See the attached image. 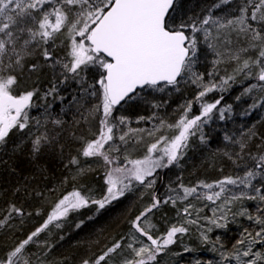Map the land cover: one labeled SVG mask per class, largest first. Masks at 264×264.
<instances>
[{"label": "snow or ice", "instance_id": "obj_1", "mask_svg": "<svg viewBox=\"0 0 264 264\" xmlns=\"http://www.w3.org/2000/svg\"><path fill=\"white\" fill-rule=\"evenodd\" d=\"M232 3L215 0L197 15L185 10L183 0H0V148L14 131L23 133L30 128L33 108L43 107L47 114L49 97L63 101L60 87L75 83L80 93L73 101L78 111L82 109L76 123L85 127L81 135L71 134L79 147L65 167L74 169L70 178L78 181L92 171L82 165V158L103 161L106 186L100 198L83 186L63 194L44 222L0 257V264H53L45 259L50 247L42 255L28 251L30 244L42 245L36 238L50 225L59 228L70 212L92 205L98 214L138 186L154 189L160 171L181 166L191 137L199 133V140L206 144L203 127L214 118H228L232 105L222 103L223 94L239 80L250 83L237 100L259 94V102L253 99L245 115L264 107V0H239L234 8L217 11ZM201 44L213 57L207 79L196 70ZM58 50L62 54L58 55ZM45 68L52 74L46 90L24 87L34 74L39 79ZM181 83L197 91L180 105L175 121L161 119L147 132L154 137L166 126L173 134L155 137L142 157H131L129 145L141 143L143 136L135 134L144 130L128 127L127 117L119 110L143 99L145 90L179 92ZM213 92L219 95L206 99ZM194 106L199 110L191 114ZM34 123L38 131L40 127L45 131L30 133L33 158L45 147H58L62 154L64 145L59 143L58 133L46 129L47 120L42 124L36 118ZM51 123L59 127L63 121L53 118ZM224 140L232 150L222 155L238 171L211 183L201 180L194 185H169L163 198L153 192L151 203L130 221L129 234L105 244L99 255L82 259L81 264H157V257L178 236L189 233L191 226L196 227L200 242L219 254V264H264V132L252 126L238 137L225 135ZM20 147L16 145L15 150ZM20 192L25 197L31 195L24 186L15 189V193ZM205 201L214 205L212 215L201 217L209 206ZM244 201L253 202L255 211ZM196 202H200L199 207ZM178 203L183 207H177ZM164 204L177 208L178 219L165 234L154 236L156 226L149 214ZM28 215L31 213L23 203L10 202L0 209V229L11 227L17 217L22 223ZM238 217L248 220L250 227H244L232 248L225 249L219 237L214 240L209 234L214 229H227ZM185 251L191 249L186 247Z\"/></svg>", "mask_w": 264, "mask_h": 264}, {"label": "trees", "instance_id": "obj_2", "mask_svg": "<svg viewBox=\"0 0 264 264\" xmlns=\"http://www.w3.org/2000/svg\"><path fill=\"white\" fill-rule=\"evenodd\" d=\"M183 3L189 14L198 15L212 6L215 0H183ZM239 87L241 90L242 86ZM233 93V95L236 94V92ZM258 95L253 98L257 99V102H259ZM253 99H249V103H244L241 111L237 110L236 116L244 120L241 124H245L247 129L255 126L258 131L264 132V107H257L250 115H245ZM169 104L178 105L179 99H170ZM193 111L192 113L195 114L198 109L194 107ZM75 127L74 122L67 123L55 133H58L59 143L64 145L62 154L58 147H45L33 158L30 141L23 144L9 142L0 148V209L5 208L10 202L23 203L26 210L31 213L23 219L22 223L17 217L11 227L0 229V256H3L11 247L26 238L31 231L44 222L49 214L48 203L53 197V190L64 192L67 190L66 184L74 185L70 178V170L65 165L70 155L77 154V149L71 146L72 129ZM67 130L68 133H66ZM225 135L231 136L226 128L219 127L215 136L207 140L206 144L201 143L191 150L188 157L182 161L181 173L177 175L183 184L194 185L201 180L211 183L222 178L224 174L228 175L227 173L231 170L238 171L222 155L226 151L222 147ZM16 145H21L19 150H15ZM221 167L223 173L220 171ZM158 175L154 189L145 190L143 186H138L107 205L98 214L96 206L92 205L82 211L80 218L72 217L71 221L58 231L51 229L53 226H49L47 231L45 230L36 238L43 242L42 245L30 244L28 251L35 255H42L50 247L45 258L53 264H81L82 259L89 257L94 259L105 244L129 234L130 221L151 203L153 192L163 198L168 186L177 178L175 172H171V168L160 171ZM66 177L69 179L64 183ZM104 180V173L98 171V174L90 173L89 176H85L80 185L85 188L84 190L91 189L92 193L98 194L97 198H100L104 195L106 188ZM21 186L27 188L31 195L25 197L23 192L15 193V189ZM36 192L42 195L37 196ZM169 206L172 205L164 204L159 209L153 210L154 217L158 219V225L165 231L172 225L173 214H169ZM252 208L255 211V205ZM37 211L39 215L36 214ZM78 218L80 220L77 221ZM77 225H81L79 229H76ZM245 225L248 224L242 221L231 227L229 232L223 236L222 241L226 242V246L235 243L241 234L239 231H242Z\"/></svg>", "mask_w": 264, "mask_h": 264}, {"label": "rangeland", "instance_id": "obj_3", "mask_svg": "<svg viewBox=\"0 0 264 264\" xmlns=\"http://www.w3.org/2000/svg\"><path fill=\"white\" fill-rule=\"evenodd\" d=\"M238 3H239V0H233V3L231 5L224 6L222 9H219L218 12L223 13L227 9L234 8L236 4ZM229 14L235 15L236 13L230 12ZM57 54L58 55L62 54V51L58 50ZM212 59H213L212 54L205 48L203 44H201L200 52H199V62L196 64V70L200 73H203L205 75V79L208 78L207 73L212 70V63H211ZM41 60H42V57H41ZM223 67H224L223 65L220 66L221 69H223ZM223 74L224 72L221 70V75ZM89 77L91 78V73L89 74ZM51 80H52V74L50 70L45 68L39 74V79H37L36 75L34 74L32 77V80H28L25 83L24 87L31 88L33 86H37L43 91L47 89V86L48 87L50 86ZM33 81H35V84H33ZM249 83L250 81L241 79L237 83L233 84L229 91L223 94L224 100L222 101V103L224 105H228V104L232 105V112L228 115V118L226 120L221 121L218 118H214L211 122H209V124L203 127V133L208 141L210 140L211 137L215 136V133L217 132L219 127L226 128V131L229 132L230 135L234 137H238L242 131L247 130L246 125L241 124L242 122H244V120L237 118L236 116L238 114L237 110L241 111L244 103L246 102L249 103V99L250 100L253 99L254 96H242L240 100H237L236 97L241 95L244 87H246ZM239 86H242L241 90ZM180 89L181 90L179 92L170 90V89H166L164 92H152L151 90H145V92L143 93V99H139L130 104H126L124 105L123 108L119 110L121 115H124L127 117L128 127L132 129H143L144 130L142 133L135 134L136 136H143L142 142L139 144H135V145H131V144L129 145V155L131 157L133 158L142 157L146 150V146L149 143L154 142L155 137H158L160 135L171 136L173 134V131L169 130L166 126L160 131H157L154 137H149L147 135V132L148 130H151L155 126H157L161 119L169 123L175 121L177 119V116L179 115L180 103L185 102L188 99H191L194 93L196 92L194 86H186L183 83H181ZM233 92H236V94L233 95L234 94ZM79 93H80V88L75 83H70L67 86L62 85L60 87L59 95L64 97L63 101H61L59 97H57L55 100H53L52 97H49L50 107L48 109L47 114H45L43 107L33 108L30 112V116L33 117V123L30 125V128L25 129L23 133H17L14 131L12 134H10L8 143L9 142H17V143L19 142L20 144H23L29 141L31 142L30 133L39 134V132L45 131V127H40L39 131L37 130V126L34 123L36 118H39L42 124L45 122V120H47L46 129L53 134H55L57 130H59V128H62L67 123L74 122V124H76V127L72 129L73 133H75L76 135H81L82 134L81 129H83L85 126L83 123H80L79 125H77L76 122L80 120V111H82V109L78 111V105L73 101V96H76L79 99ZM218 95H219L218 93L213 92V93H210L206 99L216 98ZM170 99H179V104H178L179 106L169 104ZM37 103L40 105H43L44 101L37 100ZM153 105H160V106L153 107ZM87 106H88L87 103H85V107ZM194 107H196L199 110L198 106H194ZM192 112L194 113L193 110ZM53 118L61 119L63 121L62 125L59 127L54 126L51 123V120ZM66 133H68V130ZM83 135H85L89 139L92 138L90 135H88L87 132H84ZM199 135L200 134L197 133L196 136H193L190 138L189 147L186 150V154L184 158L180 161L181 166L180 167H176V166L170 167L171 172H175L176 177L179 174V172L181 173L182 161L188 157V154L191 152V150H193L195 147L197 148V146L201 144V141L198 138ZM71 141H72L71 146H74V148L77 149V147H79V143L76 141H73L72 139ZM222 143H224V145L222 146L223 148H225L228 151L232 150V146L228 144L225 140ZM81 163L84 166H90L92 168V171H90L86 175V177L89 176L90 173L98 174V171L102 173L105 172L103 161L98 160L94 162L93 160H84L82 158ZM70 168L71 166L68 167L67 169L70 170ZM72 171H74V169H71L70 175ZM232 172L233 171L231 170L227 174H230ZM83 178H85V176L82 177L78 181H73L72 183H74V185L66 184L65 187L67 190L64 192L57 191V189L53 190L54 191V194L52 195L53 197L48 203V212L51 211L52 205L63 194H66L67 192L72 191L74 187L78 189L81 188L80 184ZM178 178L179 177L174 179V181L171 183L172 186H176L180 182L183 183L181 178L179 179ZM94 195L97 198L98 194H94ZM185 203H187V201ZM196 203H197V206L199 207L200 202H196ZM203 203L209 204V206L206 207L204 211L200 213V216L201 217L211 216L212 213L210 211V208L213 207L214 205H211L207 201ZM243 203L254 212V209L252 208L254 206L253 202L244 201ZM169 207L170 208L168 212L170 215L173 214V216L172 218L170 216L168 220L171 218V223L174 224L177 222V219H178L177 208L173 206H169ZM177 207L182 208L183 205L178 203ZM84 209H81L79 211L70 212L66 218L62 219L59 222L62 225L61 227L57 228L53 224V225H50V226H53V228L51 229L58 231L61 228H63L64 225H66L69 221H71L72 217L80 218L81 213ZM149 215H150L151 223L156 226L152 234L154 236H161L165 234L166 231L163 229V227L158 225V219L154 217V211L153 213ZM79 218L77 219V221L80 220ZM242 221L248 224V225H245L246 227H250V222L248 220L244 219L243 217H238L237 222L229 224L227 229H214L209 235L214 240L216 237H219L220 243L224 245V248L231 249L234 243L226 246V242L224 241L225 242L224 243L222 241L223 236H225L229 232L232 226H235L237 223L242 222ZM200 223L203 224L204 221L201 220ZM81 225H79V227H76V229H79ZM128 227H130L131 229V224H129ZM239 232L241 233L242 231L240 230ZM198 236H199V233L196 227L191 226V230L189 233L183 235L182 237L178 236L176 238V242L168 246V248L160 256L157 257V264H196L197 260H199L201 264H219V261H220L219 254L217 252L211 251L208 246L203 245L198 239ZM186 247L190 248L191 251H185ZM217 247H219V245H217ZM33 258H35V255ZM45 259L48 260L47 258ZM116 259L118 260L119 258L117 257Z\"/></svg>", "mask_w": 264, "mask_h": 264}]
</instances>
